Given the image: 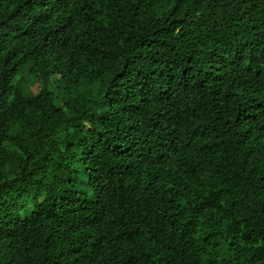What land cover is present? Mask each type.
Masks as SVG:
<instances>
[{"label": "trees", "instance_id": "1", "mask_svg": "<svg viewBox=\"0 0 264 264\" xmlns=\"http://www.w3.org/2000/svg\"><path fill=\"white\" fill-rule=\"evenodd\" d=\"M0 264H264V0H0Z\"/></svg>", "mask_w": 264, "mask_h": 264}]
</instances>
